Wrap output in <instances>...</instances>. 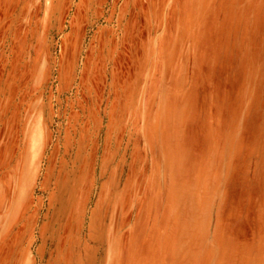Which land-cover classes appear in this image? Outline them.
I'll list each match as a JSON object with an SVG mask.
<instances>
[{
    "label": "rangeland",
    "instance_id": "374dc122",
    "mask_svg": "<svg viewBox=\"0 0 264 264\" xmlns=\"http://www.w3.org/2000/svg\"><path fill=\"white\" fill-rule=\"evenodd\" d=\"M120 250L264 264V0H0V264Z\"/></svg>",
    "mask_w": 264,
    "mask_h": 264
},
{
    "label": "crops",
    "instance_id": "0c3cea01",
    "mask_svg": "<svg viewBox=\"0 0 264 264\" xmlns=\"http://www.w3.org/2000/svg\"><path fill=\"white\" fill-rule=\"evenodd\" d=\"M109 158H110V153H109L108 149H105L103 154H102V156H101V167L102 168H104L106 166V163H107V161H109ZM123 189L126 190V179H125V182H124ZM122 256H123V250H120V252L117 255L115 263H114V261H109V262H107V264H124L123 262H120V258L121 259L123 258Z\"/></svg>",
    "mask_w": 264,
    "mask_h": 264
}]
</instances>
